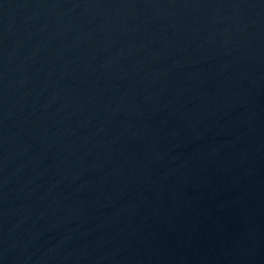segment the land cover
<instances>
[{"label":"water","instance_id":"water-1","mask_svg":"<svg viewBox=\"0 0 264 264\" xmlns=\"http://www.w3.org/2000/svg\"><path fill=\"white\" fill-rule=\"evenodd\" d=\"M0 264H264V0H0Z\"/></svg>","mask_w":264,"mask_h":264}]
</instances>
